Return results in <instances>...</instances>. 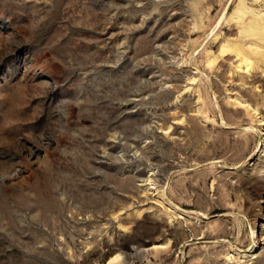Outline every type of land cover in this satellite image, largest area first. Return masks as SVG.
Returning <instances> with one entry per match:
<instances>
[{"label":"rangeland","instance_id":"rangeland-1","mask_svg":"<svg viewBox=\"0 0 264 264\" xmlns=\"http://www.w3.org/2000/svg\"><path fill=\"white\" fill-rule=\"evenodd\" d=\"M239 4L0 0V264H264V72L206 66Z\"/></svg>","mask_w":264,"mask_h":264},{"label":"bare ground","instance_id":"bare-ground-1","mask_svg":"<svg viewBox=\"0 0 264 264\" xmlns=\"http://www.w3.org/2000/svg\"><path fill=\"white\" fill-rule=\"evenodd\" d=\"M255 1H259V0H255ZM247 15H248V11L246 9V6H243V5L238 6V8L236 9L234 13V16L237 18L235 24H237L238 27L240 28L239 32L242 37L253 38V40H255V43H252V45H250V48L246 49L244 48V45L241 43L224 42L219 49L218 55H214L211 53L207 55V60H206L207 68L209 69L215 68V65H216L215 62H217L216 60H218L219 56L223 54L225 55L226 53H230L232 54V57L235 58V62H234L235 65L231 71L232 73L237 70H242L251 76V74L259 71L260 69H261V72H264V70L261 68V65H264V14L258 18H252ZM230 18H231L230 20H233L234 19L233 15ZM186 21H187V18H186ZM193 69H197V68H193ZM195 73H199V72H192L187 77L185 84L180 85L179 88L176 87L179 93L176 99L179 98L181 93H184L186 97L187 95H189V93L191 94V89L193 88L190 86V84L191 83L195 84L198 81L197 74ZM200 74H203V73L201 72ZM188 91L190 92L188 93ZM175 102L177 103L176 100ZM253 126L254 125L252 124L250 127L255 128L258 132L261 131L260 128L256 126L253 127ZM260 134L262 133L260 132ZM146 181H150V185L152 184V180L150 177L146 179ZM163 203H166L171 208H177L176 204L172 202L170 199H168L167 197L163 200ZM255 237L256 236H253L252 241L254 245L257 246L256 244L257 240ZM255 246L253 248L249 246L248 249L244 250L243 252L250 253V256L253 258L254 253L256 252ZM119 259H120L119 254L111 253L106 258L105 261L104 259L102 261L105 262L104 264H114V263L116 264V262H118Z\"/></svg>","mask_w":264,"mask_h":264}]
</instances>
